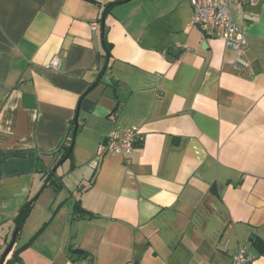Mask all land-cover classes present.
<instances>
[{
  "label": "crops",
  "instance_id": "0c3cea01",
  "mask_svg": "<svg viewBox=\"0 0 264 264\" xmlns=\"http://www.w3.org/2000/svg\"><path fill=\"white\" fill-rule=\"evenodd\" d=\"M110 1L0 0V260L39 193L3 264H264V0L233 8L238 68L190 0H129L103 26ZM132 126L133 152H108Z\"/></svg>",
  "mask_w": 264,
  "mask_h": 264
},
{
  "label": "built area",
  "instance_id": "2783aa9c",
  "mask_svg": "<svg viewBox=\"0 0 264 264\" xmlns=\"http://www.w3.org/2000/svg\"><path fill=\"white\" fill-rule=\"evenodd\" d=\"M262 0H190L193 13L190 25L201 29L206 35L220 37L226 45L235 51V56L225 62L234 68L240 67L241 59L247 49L246 35L239 26L233 14L235 7H255ZM98 28V23H92L91 29ZM183 48L185 46L180 45ZM59 57H54L47 65L56 69L59 67ZM142 139L140 129L132 126L117 130L111 134L107 142V151L115 154L129 155L136 143ZM250 256L245 249H240L233 258L234 264H246Z\"/></svg>",
  "mask_w": 264,
  "mask_h": 264
},
{
  "label": "trees",
  "instance_id": "16d2710c",
  "mask_svg": "<svg viewBox=\"0 0 264 264\" xmlns=\"http://www.w3.org/2000/svg\"><path fill=\"white\" fill-rule=\"evenodd\" d=\"M90 1H97V0H90ZM127 1H129V0H113V1L108 2L105 5L102 19L103 18H106L107 13L112 9L113 6H115L117 4H120V3L127 2ZM102 19H101V21H102ZM104 46H105L107 60H106V63L104 65L103 69L99 73L98 78L95 81L94 85L98 84L101 81L103 75L105 74L106 70L108 69L107 66H108V60H109L110 54H111L112 44L110 42H108L107 39L105 38ZM76 124H77V119H76V122H75L74 131L76 129ZM78 127H79V124H78ZM77 130H78V128H77ZM73 142H74V140H72V144L70 143V145H67V147H66V154H64L61 157L60 161H63L68 156H71V153L72 152L70 151V149H72ZM53 178H54V173L45 174V180H44V184H43V187H42L41 190H43V188L47 187L48 185H51L52 183L56 182L55 179L53 180ZM56 188H57V186H56ZM38 197H39V193L37 195H35L34 197L30 198L22 206V208L20 209V211H19V213H18V215H17V217L15 219V223H16L15 231L17 232L16 233L17 234L16 235V240L18 239V237L20 235V232L22 230V227H23L24 223L26 222V220L28 219V217H29L32 209L34 208ZM75 213L78 214V216L79 215H83V216H88L89 218L93 216L92 213H90L87 210L83 209L82 206H81V204L79 202H77L75 204ZM48 223L49 222H46L38 230V232L34 235V237L32 238V240L30 242L26 243L25 245H23L19 250L21 251L22 249L30 246L32 244V241L37 237V235L41 231L44 230V228L47 226ZM251 245H252V248H254V250L257 252V255L258 256L264 255V239L260 238L259 236L253 235L251 237ZM69 252H70V254L79 253V254H82V256H85V257H89L90 256L89 253H87L86 251H83L81 249H76V248H73L71 246L69 247ZM250 263H251V257H250L249 261H247L246 264H250Z\"/></svg>",
  "mask_w": 264,
  "mask_h": 264
},
{
  "label": "water",
  "instance_id": "95a60500",
  "mask_svg": "<svg viewBox=\"0 0 264 264\" xmlns=\"http://www.w3.org/2000/svg\"><path fill=\"white\" fill-rule=\"evenodd\" d=\"M102 20H103L102 23H103V25H104V23H105V18H103ZM77 128H78V121H77V124H76L75 133H76V131H77ZM55 170H56V169H54V172H55ZM16 233H17V232L14 231L12 241H11L9 247H8V248L6 249V251L4 252V254H3V256H2V258H1V260H0V264H3V263H4L7 254L9 253V251H10V250L12 249V247L14 246L15 241H16V235H17Z\"/></svg>",
  "mask_w": 264,
  "mask_h": 264
}]
</instances>
